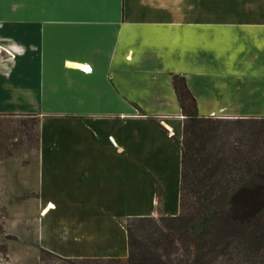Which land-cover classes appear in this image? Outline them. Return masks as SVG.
<instances>
[{
	"label": "crops",
	"instance_id": "crops-1",
	"mask_svg": "<svg viewBox=\"0 0 264 264\" xmlns=\"http://www.w3.org/2000/svg\"><path fill=\"white\" fill-rule=\"evenodd\" d=\"M173 75L200 116L264 118V0H0V114L36 116L39 137L34 163L0 167L15 164L11 197H34L41 214L76 208L55 231L83 249L40 248L117 255L107 220L126 236L122 219L172 212L177 157L179 208ZM146 189L150 207L118 219Z\"/></svg>",
	"mask_w": 264,
	"mask_h": 264
},
{
	"label": "trees",
	"instance_id": "trees-1",
	"mask_svg": "<svg viewBox=\"0 0 264 264\" xmlns=\"http://www.w3.org/2000/svg\"><path fill=\"white\" fill-rule=\"evenodd\" d=\"M172 82L184 115L178 213L128 217L125 258L41 248L40 264H264V118L200 116L184 77ZM26 117L36 116L0 114V160L33 142L32 126L14 121Z\"/></svg>",
	"mask_w": 264,
	"mask_h": 264
},
{
	"label": "rangeland",
	"instance_id": "rangeland-1",
	"mask_svg": "<svg viewBox=\"0 0 264 264\" xmlns=\"http://www.w3.org/2000/svg\"><path fill=\"white\" fill-rule=\"evenodd\" d=\"M24 119L29 126H32L29 130L28 136L33 139L30 142L26 139L22 144L16 148L14 155L0 160H16L20 164L34 163L37 159L36 134H38V118L26 117L15 118V122H19ZM35 121V122H34ZM182 138L179 140L181 141ZM264 150V149H263ZM262 150V151H263ZM175 159V158H174ZM15 164H4L0 167V186L2 187L3 195L0 197V264H40L39 254L41 244L52 246L55 249L65 252H76L82 250V247L68 245L58 236L55 231L57 226V218L65 215H74L77 210L73 207H58L54 211L49 212L47 215L41 214V205L38 200L30 199H15L12 198L14 191L17 188L10 185V175L16 173ZM179 175L178 157L175 159L174 165L170 170L166 172L165 188L170 196L166 201L168 209H173L172 212L166 211L164 206L156 205V215L154 219H158L161 215L177 214L179 211L178 205L175 209L174 192L177 189ZM4 179V177H8ZM27 191V189L25 190ZM10 195V196H9ZM140 198V197H139ZM144 200L137 203L130 200L129 205L118 207L120 214L118 219L124 218V214L144 211L150 207V192L147 194L145 190ZM55 208V207H54ZM52 208V209H54ZM79 211V210H78ZM80 213V212H79ZM127 218L122 219L120 222L122 226L126 222ZM109 231L112 234L111 248L114 251L113 255H95L94 257H121L125 258L127 253L126 236L122 228L117 227L114 219L107 220ZM123 254V255H122ZM72 258L86 257V255H74L67 254L62 255ZM52 263H56L55 260H51Z\"/></svg>",
	"mask_w": 264,
	"mask_h": 264
}]
</instances>
